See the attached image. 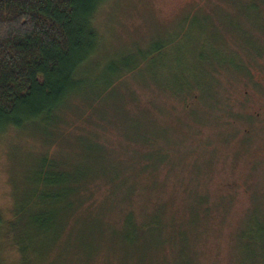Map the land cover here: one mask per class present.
<instances>
[{
  "label": "trees",
  "instance_id": "trees-1",
  "mask_svg": "<svg viewBox=\"0 0 264 264\" xmlns=\"http://www.w3.org/2000/svg\"><path fill=\"white\" fill-rule=\"evenodd\" d=\"M108 1L0 0V142L8 141L6 145L17 153L28 151L26 165L32 161L29 187L24 191L27 197L15 212L9 210L8 217L0 213V264H7L8 247L18 256L17 264L69 262L74 255L71 247L81 244L80 232L87 236L79 222L92 219L99 231H89L96 233L90 240L98 244L91 243L92 252L87 254L90 259L115 262L118 255L114 254L126 253L128 242L110 231L103 235L102 221L109 228L119 216L135 211L134 202L139 205V201H130L131 197L165 191L161 181L169 178L179 159L176 155L171 163L164 158L154 162L159 148L172 154L171 147L165 149L168 145L163 146V140L148 132L149 128L142 139L122 134L120 127L125 126V111L152 110L149 96L139 101L142 91L152 97L156 92L158 100L169 106L164 102L170 94L167 81H171L166 73L177 70L178 89L186 83L188 88L174 92V100L186 94L175 101L172 110L185 112L191 103L189 96L199 93L195 83L182 77L184 72L195 73L191 66L181 64L185 63L184 51H172L185 37L189 20H183L176 34L155 35L145 44L121 49L125 42L97 22L101 6ZM254 71L248 70L250 79ZM223 103L227 111L229 101ZM155 117L172 122L169 115ZM138 125L142 128L144 123ZM193 135L187 141L198 138ZM17 136L25 138L21 142ZM149 151L155 154L148 157L145 152ZM15 155L12 160L16 161ZM192 157H201L198 148L189 157L182 156L184 168H189ZM174 174L188 178L186 171ZM242 185L248 187V182L243 179ZM222 187L216 191L217 199L232 192L237 198L234 182H223ZM111 198L116 203L106 207ZM210 201L203 207L205 213L212 209ZM166 226L161 222L159 228Z\"/></svg>",
  "mask_w": 264,
  "mask_h": 264
},
{
  "label": "rangeland",
  "instance_id": "rangeland-1",
  "mask_svg": "<svg viewBox=\"0 0 264 264\" xmlns=\"http://www.w3.org/2000/svg\"><path fill=\"white\" fill-rule=\"evenodd\" d=\"M183 20H189L188 29L172 51H184L185 63L181 64L195 73L184 72L179 63L177 67L184 72L183 79L197 85L199 93L189 94L191 103L185 112L172 110L175 101L186 94L174 100V92H187L188 88L183 83L178 89L177 70L166 73L171 81H167L170 94L164 102L170 108L158 100L156 92L151 91L157 99L142 91L139 101L149 96L152 110L125 111V126L120 127L122 134L142 139L149 128L148 132L163 140V146L168 145L165 149L171 147L172 154L159 148L154 162L164 158L171 163L179 155L173 173L161 181L166 190L131 197L130 201H139V205L134 202L135 211L119 216L109 228L102 221L103 235L110 231L128 242L126 253L114 254L118 260L90 259L89 246L98 241L91 242L96 233L89 231H99L92 219L79 222L87 236L80 232L81 244L71 247L74 255L64 264H264V0H110L97 14L101 29L125 42L121 49L145 44L155 35L176 34ZM198 38H202L200 44ZM217 65L223 68L214 75ZM251 69L255 70L252 79ZM226 100L230 105L224 111ZM156 115H169L172 122ZM191 133L198 135L192 142L187 141ZM16 138L22 142L25 137ZM7 142H0V213L8 217L9 210L15 212L27 197L24 191L29 187L32 161L26 165L28 151L17 153ZM196 148L201 157H192L189 168H184L182 156L189 157ZM15 152L16 161L12 160ZM155 153L145 152L148 157ZM176 171H186L188 178H178ZM243 179L248 187L242 185ZM223 182H234L237 198L232 192L217 199L216 191L222 190ZM208 201L212 209L205 213ZM108 203L116 201L109 199L106 207ZM161 222L167 225L163 230ZM12 251L6 249L7 264H17L18 256ZM95 251L104 252L103 248Z\"/></svg>",
  "mask_w": 264,
  "mask_h": 264
}]
</instances>
